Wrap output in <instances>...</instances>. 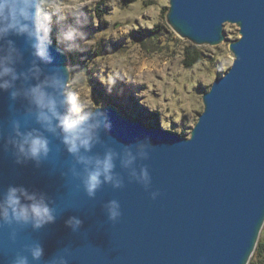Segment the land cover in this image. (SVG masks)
I'll return each mask as SVG.
<instances>
[{
    "label": "water",
    "instance_id": "1",
    "mask_svg": "<svg viewBox=\"0 0 264 264\" xmlns=\"http://www.w3.org/2000/svg\"><path fill=\"white\" fill-rule=\"evenodd\" d=\"M167 20L195 46L221 45L228 23L239 27L241 37L230 44L234 63L204 95V112L189 138L116 106L102 107L111 125L101 133L107 146L119 151L144 140L154 146L148 160L137 162L138 169L148 168V191L129 183L117 162L124 187L104 185L89 199L69 173L72 157L53 137L39 168L17 165L3 145L11 119L23 124L26 101L0 91V192L8 186L43 192L56 215L38 232L18 228L15 244L9 229L0 227V264H11L31 243L42 245L45 261L68 248V264H250L264 228V0H170ZM8 39L23 54L17 71H25L32 60L25 38ZM49 53L52 63L41 65L45 73L70 64L69 53L57 51L53 38ZM103 150L98 146L93 154ZM152 191L160 193L155 200ZM110 200L121 207L115 223L104 209ZM72 216L82 221L76 233L65 226Z\"/></svg>",
    "mask_w": 264,
    "mask_h": 264
},
{
    "label": "clouds",
    "instance_id": "2",
    "mask_svg": "<svg viewBox=\"0 0 264 264\" xmlns=\"http://www.w3.org/2000/svg\"><path fill=\"white\" fill-rule=\"evenodd\" d=\"M69 13L64 0H0V91L8 92L12 101H26L23 124L21 119H11V134L6 137L3 148L11 150L17 165L32 162L39 168L50 155L49 137H53L72 157L69 173L79 181V187L89 199H94L104 185H110L113 190L124 187V177L116 171L117 162L120 169L126 171L129 183L140 184L148 191L151 188L148 168L140 166L138 169L137 162L148 160L154 146L148 140L139 141L134 146L125 145L119 151L107 146L101 133H107L111 125L102 106L91 98L92 90L85 70H75L67 65L63 71L55 69L45 73L41 67L52 63L49 48L54 23L58 26L57 51L62 54L89 49L87 45L99 35L86 38L80 31L83 22L66 23V14ZM9 36L24 37L31 50L32 60L25 71H17V65L24 62L23 54L8 39ZM105 70L96 76L109 94L118 79L138 84L111 70L105 74ZM85 85L87 99L81 97ZM141 95L142 92L138 97ZM140 102L143 104L142 100ZM29 122L36 126H29ZM161 127L168 130L163 125ZM98 146L104 149L102 155L93 154ZM159 195L158 191L151 192L153 200ZM52 203L47 194L29 191L23 186H8L0 192V227L9 229V241L16 243L18 228L30 227L33 232H38L55 223ZM104 209L109 221L115 223L119 220L121 207L117 200H110ZM65 226L76 233L82 227V221L72 216L65 221ZM70 255V250L65 248L61 254L45 261L42 245L31 243L16 252L11 264H41L42 261L45 264H68Z\"/></svg>",
    "mask_w": 264,
    "mask_h": 264
},
{
    "label": "rangeland",
    "instance_id": "3",
    "mask_svg": "<svg viewBox=\"0 0 264 264\" xmlns=\"http://www.w3.org/2000/svg\"><path fill=\"white\" fill-rule=\"evenodd\" d=\"M64 5L71 13L66 14L67 24L83 22L80 31L88 39L99 34L87 45L89 49L75 51L69 64L87 73L94 103L116 106L149 126L163 125L189 138L204 112V95L234 63L230 44L241 37L239 27L226 24L225 41L217 47L195 46L169 25L170 0H64ZM57 31L54 23L53 39ZM189 47L203 54L192 68L184 65ZM104 70L138 84L118 79L109 94L96 76ZM81 97L88 98L87 85L81 89ZM263 241L264 228L259 243ZM260 260L256 250L250 264H264V256Z\"/></svg>",
    "mask_w": 264,
    "mask_h": 264
},
{
    "label": "trees",
    "instance_id": "4",
    "mask_svg": "<svg viewBox=\"0 0 264 264\" xmlns=\"http://www.w3.org/2000/svg\"><path fill=\"white\" fill-rule=\"evenodd\" d=\"M56 41V39H54ZM74 52L69 53L70 58H74ZM203 59V54L195 47H189L186 49L185 52V60H184V65L187 68H192L194 65H196L197 63H199L201 60ZM75 60V59H73ZM257 250V259L260 260L263 256H264V241L259 243ZM261 262V260H260ZM252 264V263H251ZM253 264H259L257 263H253Z\"/></svg>",
    "mask_w": 264,
    "mask_h": 264
}]
</instances>
